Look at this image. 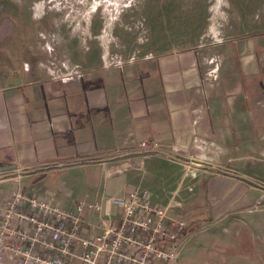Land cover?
Here are the masks:
<instances>
[{"label": "crops", "instance_id": "1", "mask_svg": "<svg viewBox=\"0 0 264 264\" xmlns=\"http://www.w3.org/2000/svg\"><path fill=\"white\" fill-rule=\"evenodd\" d=\"M233 42H199L61 76L28 71V80L0 87V167L17 166L0 174V207L21 188L68 212L78 202H97L118 221L121 209L111 201L131 186L148 190L153 204L175 200L183 208L173 170L178 157H225L232 166L264 157V35ZM142 142L160 148L152 153L139 148ZM138 173L153 182L143 184ZM233 184L210 178L199 190L218 198ZM227 226L244 230L242 220ZM222 231L225 247L235 236ZM102 232L99 215L83 225L84 235Z\"/></svg>", "mask_w": 264, "mask_h": 264}, {"label": "rangeland", "instance_id": "2", "mask_svg": "<svg viewBox=\"0 0 264 264\" xmlns=\"http://www.w3.org/2000/svg\"><path fill=\"white\" fill-rule=\"evenodd\" d=\"M95 1L96 11L88 14ZM263 35L264 0H0V87L28 80V71L31 76L81 73L199 42L237 44L241 38ZM67 45L77 52L66 50ZM178 158L246 179L174 165L186 198L178 211L188 225L177 264H264V189L247 180L264 186V157L233 166L225 157ZM131 167L142 170L143 163L131 162ZM148 175L138 173L136 178L149 185L153 180ZM210 178L234 184L218 198L206 196L199 187ZM235 202L240 203L237 210L221 208ZM235 220H242V232L227 226ZM222 230L235 236L225 247L219 241Z\"/></svg>", "mask_w": 264, "mask_h": 264}, {"label": "built area", "instance_id": "3", "mask_svg": "<svg viewBox=\"0 0 264 264\" xmlns=\"http://www.w3.org/2000/svg\"><path fill=\"white\" fill-rule=\"evenodd\" d=\"M139 148L154 153L160 146L142 142ZM111 203L121 209L118 221L97 202H78L68 212L13 189L0 207V264H177L188 231L173 212L180 203L153 204L149 191L137 186ZM95 215L103 232L84 235L83 225Z\"/></svg>", "mask_w": 264, "mask_h": 264}, {"label": "water", "instance_id": "4", "mask_svg": "<svg viewBox=\"0 0 264 264\" xmlns=\"http://www.w3.org/2000/svg\"><path fill=\"white\" fill-rule=\"evenodd\" d=\"M180 161L182 164L184 165H187V166H190V167H193V168H196V169H202V170H214V171H219L221 173H224L228 176H231V177H235V178H239V179H246L244 176H241V175H237L231 171H222L216 167H211V166H207V165H201V164H196V163H193V162H188V161H182V160H178ZM17 166L15 165H11V166H5V167H0V174H7V172H10V171H13V170H16ZM6 175H1L0 176V179H3L5 178ZM248 181L252 182L253 184L261 187L262 189H264V186L254 182V181H251L249 179H247Z\"/></svg>", "mask_w": 264, "mask_h": 264}, {"label": "bare ground", "instance_id": "5", "mask_svg": "<svg viewBox=\"0 0 264 264\" xmlns=\"http://www.w3.org/2000/svg\"><path fill=\"white\" fill-rule=\"evenodd\" d=\"M98 5H99V2H98V1L93 2L92 7H91V9L89 10L88 14H90V13H92V12H95L96 9H97V7H98Z\"/></svg>", "mask_w": 264, "mask_h": 264}]
</instances>
